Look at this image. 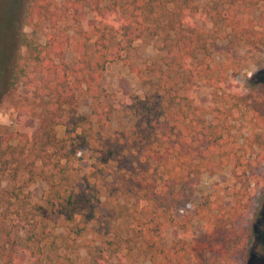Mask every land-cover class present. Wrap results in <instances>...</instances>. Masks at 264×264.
Wrapping results in <instances>:
<instances>
[{
    "label": "trees",
    "instance_id": "1",
    "mask_svg": "<svg viewBox=\"0 0 264 264\" xmlns=\"http://www.w3.org/2000/svg\"><path fill=\"white\" fill-rule=\"evenodd\" d=\"M212 1L201 8L199 0H24L29 32L8 84L33 91L28 102L38 125L34 133L16 132L17 144L0 135V178L28 177L4 189L17 213L0 218V264L71 260L59 246L67 236H52L42 222L48 209L67 220L68 236L94 234L117 251L122 236L105 238L96 226L99 211L103 199L111 207L133 192L139 200L135 243L151 264L245 263L264 198V85L237 87L239 48L261 49L264 22L260 30L246 25L237 10L264 0ZM67 25L78 27L75 35ZM148 38L159 42L156 57L142 67L130 63L144 95L126 104L131 124L115 134L112 122L121 108L104 86L107 67L125 61L123 53ZM203 85L215 120L209 124L194 94ZM83 98L90 101L89 114L79 113ZM58 125L66 128L62 138ZM86 152L91 164L83 188L64 187ZM226 167L239 186L230 202L208 199L189 212L202 175ZM38 178L48 183L43 206L32 205L27 192ZM195 222L202 224L198 236ZM169 227L182 237L168 247L160 238ZM124 241L129 256L135 246ZM111 255L97 253L90 264H109Z\"/></svg>",
    "mask_w": 264,
    "mask_h": 264
},
{
    "label": "rangeland",
    "instance_id": "2",
    "mask_svg": "<svg viewBox=\"0 0 264 264\" xmlns=\"http://www.w3.org/2000/svg\"><path fill=\"white\" fill-rule=\"evenodd\" d=\"M212 2V0H199L201 8H205ZM23 3L24 0H0V135L13 137V144L18 143L16 132L34 133L38 125V119L32 115L28 102L31 96L30 93L33 91L24 83L19 86L18 90L10 89L8 84L13 68L19 58L25 53V47L21 42L22 35L25 32H29V28L23 18ZM237 12L246 25L257 26L264 22V1L240 7ZM89 20L92 21L93 17L89 16ZM221 25L219 28H221ZM65 28L71 35H75L78 27L76 25H67ZM256 28L258 29L259 27L257 26ZM209 29L210 26H207V30ZM230 31L228 29L226 33L229 34ZM226 33L224 32L223 34ZM211 36L212 42L220 44L217 34L211 33ZM158 45L159 42L155 39L139 40L123 53L126 58L125 61L107 67L104 86L110 96V102L115 100L121 108V113L118 112L112 122V130L115 134H118L131 124L132 119L125 111L126 104L133 98L144 95V90L140 86L137 76L132 71L130 63L139 67L150 63L157 55ZM218 54L215 53L216 60H223V56ZM68 55L69 59H71L73 55L71 50ZM239 55L242 61V69L241 74L237 78V87L244 91L252 84L264 85V45L260 50H255L249 46L241 47L239 48ZM208 91L209 89L203 85L196 89L194 93L197 101L207 111V124L215 122L211 113L212 107ZM79 113H90V101L87 98L80 100ZM56 130L60 138L65 136V126L58 125ZM78 157H81L82 161L73 164L72 173L70 171L71 179L70 181H63L64 187L70 188L76 184L78 188H83L82 179L90 172L91 153L79 154ZM27 180L28 177L23 172L17 179H13L11 175L0 178L1 219L8 218L10 215L14 217L17 213V207L12 205L14 201H10L9 195L4 192V189L14 187L21 181ZM30 184L27 192L30 193L32 205L43 206L48 198L47 181L38 178ZM238 187L228 167L215 176L203 174L195 193L188 200L187 210L189 212L195 210L208 199L229 203L235 188ZM138 203L139 200L134 192L120 199L117 204L111 207H108L103 199L98 215L99 220L96 224V226L103 229V233L108 234L105 237L106 239H113L119 233L122 236V240H131V244L135 247L129 256H127L129 249L126 241L123 243L121 240L120 246L116 251L115 246L108 247L94 234H90L84 239H75L72 236H68L67 220L53 209L42 211V214L46 216V220L42 222L47 224L52 236H67L63 242L59 241V246L63 252L69 253L71 256V260L67 261L66 264H90L93 256L106 250H108L109 254H112L109 264H121L120 262H124L125 256L131 258L128 261L125 260L126 264H151L147 256L141 252V243H135V232L137 230L135 228V218L139 216L136 212ZM261 206L260 218L254 225L253 241L244 264H264V198ZM192 231L196 236L200 235L202 224L195 222ZM180 237H182L181 230L169 227L160 239L165 246L169 247Z\"/></svg>",
    "mask_w": 264,
    "mask_h": 264
}]
</instances>
